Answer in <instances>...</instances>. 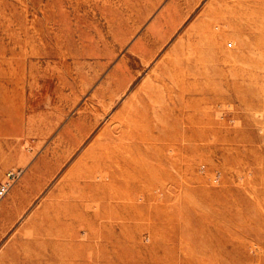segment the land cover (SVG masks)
I'll return each mask as SVG.
<instances>
[{
	"label": "rangeland",
	"instance_id": "rangeland-1",
	"mask_svg": "<svg viewBox=\"0 0 264 264\" xmlns=\"http://www.w3.org/2000/svg\"><path fill=\"white\" fill-rule=\"evenodd\" d=\"M0 264H264V0H0Z\"/></svg>",
	"mask_w": 264,
	"mask_h": 264
},
{
	"label": "built area",
	"instance_id": "built-area-1",
	"mask_svg": "<svg viewBox=\"0 0 264 264\" xmlns=\"http://www.w3.org/2000/svg\"><path fill=\"white\" fill-rule=\"evenodd\" d=\"M8 183L0 184V199L7 193L8 191Z\"/></svg>",
	"mask_w": 264,
	"mask_h": 264
}]
</instances>
